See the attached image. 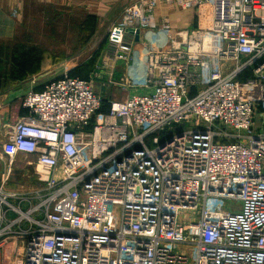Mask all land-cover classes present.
Here are the masks:
<instances>
[{"label":"built area","instance_id":"built-area-1","mask_svg":"<svg viewBox=\"0 0 264 264\" xmlns=\"http://www.w3.org/2000/svg\"><path fill=\"white\" fill-rule=\"evenodd\" d=\"M162 1L207 26L127 8L107 57L136 94L106 112L64 74L23 97L0 155L9 264H264V0ZM16 170L40 188L9 190Z\"/></svg>","mask_w":264,"mask_h":264},{"label":"crops","instance_id":"crops-1","mask_svg":"<svg viewBox=\"0 0 264 264\" xmlns=\"http://www.w3.org/2000/svg\"><path fill=\"white\" fill-rule=\"evenodd\" d=\"M68 1L69 3L72 1L78 7L86 10H100L102 2V0ZM109 1L113 2V0H107V3L112 5ZM55 2L57 5H65V0H0V146L6 141L19 118L28 114V111L21 104L23 97L32 92L42 91L46 83L61 78L66 72L70 74L71 67H68L70 60L65 61L63 65L59 64L60 68L58 70L54 69L55 67L52 66L55 62L54 53L49 54L46 51H40L39 49H43L44 46L39 44L38 41L24 39L26 34L23 35V33L33 30L32 25L29 26L28 24L32 20L36 21L39 14L43 15V5L49 6L55 4ZM202 10L204 9H201V11L183 10L177 3L158 0L155 20L157 23L167 20L169 23L183 28L205 27L207 26L206 13ZM28 14L33 16L30 17L31 19L29 18V21H26L27 17L25 19V15ZM116 20L113 18V25L116 24ZM150 34L149 31H142L141 39ZM45 54L46 57L43 59ZM32 59L37 61L36 65L32 66ZM38 62L40 63L38 64ZM104 62L108 66L105 69H116V71L110 69L115 73V76L123 74L124 68L123 65H120L121 62L108 60L106 57L101 61L102 64ZM27 65L30 66L27 67ZM71 77L75 76L71 75ZM128 93L122 100L114 99L125 101L137 92L133 90ZM25 160L24 155H18L16 158V162L20 165ZM23 179L22 177V182H24ZM31 184L24 185L20 183L16 187L15 185H8L7 188L11 190V186L19 193L32 192L40 188L39 184ZM19 244L22 245L21 242Z\"/></svg>","mask_w":264,"mask_h":264},{"label":"rangeland","instance_id":"rangeland-1","mask_svg":"<svg viewBox=\"0 0 264 264\" xmlns=\"http://www.w3.org/2000/svg\"><path fill=\"white\" fill-rule=\"evenodd\" d=\"M141 1L146 0L109 1L112 5H109L107 0H102L100 10L82 9L72 1L69 3L68 0H65V5H57L56 2L49 6L43 5L42 16L47 20L39 14V18L36 19V24V21L33 20L29 24L27 23L29 26L32 25L33 30L23 33V35L26 34L24 39H31L34 42L38 41L39 44L44 46L43 49H39L40 51H46L49 54L53 52L55 62L52 66L56 70L65 61L70 60L71 62L68 64V67H71L70 74L67 72L64 74H68L70 77L72 75L79 77V79H85L90 83L94 92L103 100L111 101L115 100L114 98L122 100L124 96L126 97L129 94L128 91H121L118 89L119 86L117 87L123 80V74L115 76V73L111 71L113 69L110 68V70L102 67L103 64L101 61L105 57L108 59V45L105 43L107 42L110 28L113 26V18L115 20L117 19L115 22L118 23L127 8ZM32 16L29 14L25 15V19L27 17L26 21H29V18ZM45 57L46 54L43 56V59ZM31 63L33 66L37 64V61L32 59ZM120 65H123L124 73L125 65L124 63ZM113 71H116V69L114 68ZM255 133H264V120L260 117L255 121ZM1 148L2 145L0 146V155L2 153ZM26 175H23L21 170H16L12 178L16 182H21L24 185L31 183L37 184L34 180L29 181L27 179H24V182H22V177ZM12 185L17 186V184ZM39 186L41 185L39 184ZM10 189L15 191V188L11 186ZM229 204L232 203H228L227 206ZM23 209L26 210L25 208ZM10 253V248L0 251V255L5 257L4 264L10 263L7 260ZM11 255L13 257V253ZM0 264H3L1 260Z\"/></svg>","mask_w":264,"mask_h":264},{"label":"trees","instance_id":"trees-1","mask_svg":"<svg viewBox=\"0 0 264 264\" xmlns=\"http://www.w3.org/2000/svg\"><path fill=\"white\" fill-rule=\"evenodd\" d=\"M77 78H79V77H77ZM104 108H103V111H106L107 112V110L109 109V102L108 101H106V100H104Z\"/></svg>","mask_w":264,"mask_h":264},{"label":"water","instance_id":"water-1","mask_svg":"<svg viewBox=\"0 0 264 264\" xmlns=\"http://www.w3.org/2000/svg\"><path fill=\"white\" fill-rule=\"evenodd\" d=\"M136 40H139V37L137 36Z\"/></svg>","mask_w":264,"mask_h":264}]
</instances>
